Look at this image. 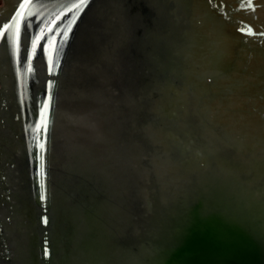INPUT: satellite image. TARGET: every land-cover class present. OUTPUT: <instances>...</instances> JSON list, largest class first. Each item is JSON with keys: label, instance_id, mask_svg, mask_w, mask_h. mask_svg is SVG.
I'll use <instances>...</instances> for the list:
<instances>
[{"label": "water", "instance_id": "water-1", "mask_svg": "<svg viewBox=\"0 0 264 264\" xmlns=\"http://www.w3.org/2000/svg\"><path fill=\"white\" fill-rule=\"evenodd\" d=\"M0 264H264V0H0Z\"/></svg>", "mask_w": 264, "mask_h": 264}, {"label": "snow or ice", "instance_id": "snow-or-ice-1", "mask_svg": "<svg viewBox=\"0 0 264 264\" xmlns=\"http://www.w3.org/2000/svg\"><path fill=\"white\" fill-rule=\"evenodd\" d=\"M90 2V0H81V3H88ZM20 8H24V4H20L19 5ZM72 9H77L79 10L81 5L80 4H73ZM78 14V12H77ZM20 17V14L17 13V15L13 16L11 19L13 21L17 20ZM57 19H59V17H57ZM40 23L41 22H36L33 23L32 20H26L24 23V27H25V37L27 39H30L31 41V54L33 56L37 55V48L39 47V56L43 57L46 49L42 46H40V41L41 40H45V32L44 29L40 27ZM75 23V18H73V20L71 21V23L68 26V30L64 31L63 33H61L60 35L62 36V39L59 40V45L60 47L58 49H56V59H53L52 55L48 56V64H47V69H48V73L49 75L53 76V79H50L46 82L47 84V97L46 99L42 96V95H36V96H32L30 97L31 101H35L36 102V110L38 115L40 116L42 123H43V132H44V136L41 137V139H46V138H50V136L48 135L51 131L50 127H49V114L50 111L52 112V114L54 115V107H55V103H56V87L58 85V77L57 74L54 72V68L56 70H60L61 68V64H60V58L64 55V49L66 47L67 41L69 39V33L72 30V24ZM5 27H7V25H5ZM30 30H38L39 31V35H35L34 32L30 33ZM53 32L52 28H48V33L51 34ZM16 38L19 39V29H17L16 32ZM27 39H26V43H25V47H24V51H23V61L24 63L21 65L22 68L26 69V71H31L32 66L28 63V47H27ZM55 40V36L53 35H49L47 37V43L48 44H52L53 41ZM26 108L28 110V116L29 118L32 117V107H31V103H26ZM33 127H38L35 125V121L33 120L32 123L26 127V132L29 133V135L32 136L33 138V143H32V152H33V160H35L36 156H35V148H36V139H35V133L32 132V128ZM39 148L41 149V153H43V151L46 148L45 143H39ZM40 164H41V176H43L44 172H43V165H44V156L43 154L40 155ZM44 184L43 182H41L39 189L37 191V194L39 196V198L41 200L45 199V192H44ZM44 223H48V220L45 219Z\"/></svg>", "mask_w": 264, "mask_h": 264}]
</instances>
